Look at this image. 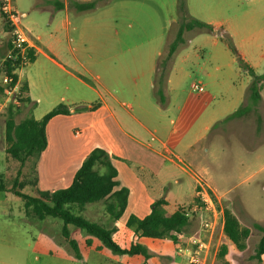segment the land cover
<instances>
[{"label": "rangeland", "instance_id": "obj_1", "mask_svg": "<svg viewBox=\"0 0 264 264\" xmlns=\"http://www.w3.org/2000/svg\"><path fill=\"white\" fill-rule=\"evenodd\" d=\"M54 1L58 0H14V6L18 13L26 15L22 18L24 27L60 45L63 56L71 63H65L64 57L59 59L55 53L52 56L68 70L81 74L117 110L128 109L129 114L150 129H158L159 140L166 142L174 155L184 159L192 173L201 177L219 209H229L242 227L251 229L247 248L238 252L225 236H220V221L209 264H224L217 256L225 243L230 246L231 264H262L253 257L262 236L254 224L264 226V87L263 98L250 113L224 122L248 104V87L253 79L247 71H241L237 57L228 49L220 32L194 30L185 33L184 43L171 60L166 77L171 76L172 82H156L157 89L149 91L150 68L166 58L179 29L178 0H98L93 10L70 13V28L77 29L70 37H66L65 12L56 11ZM186 5L189 15L200 21L223 26L228 31L235 27L237 40L242 41L248 52L258 59L264 55L262 0H186ZM9 41L10 28L0 15V55L8 49ZM233 41L237 46L234 38ZM73 56L80 63L79 68L73 66ZM49 70L53 86L55 82L64 85L71 81L52 65ZM192 84L202 85L205 91L194 93ZM63 97L77 102L72 109L79 110L82 106L79 96L61 92L42 100L35 109L30 110L29 106L24 109L23 105L18 109L16 121L20 122L24 116L41 119L53 104H64ZM83 98L97 100V95L89 92ZM116 100L125 103V109ZM140 106L147 116L140 114ZM5 117V114L0 116V156L6 147ZM18 170L19 164L11 161L3 173L9 187ZM33 174L28 165L20 180H31ZM168 176L162 175L157 182L163 184L161 192L166 196L174 191ZM153 181L147 176L148 185L154 186ZM189 183L186 179V200L192 195ZM26 188L24 193L36 195L34 186ZM0 202V264H81L70 262L63 252L56 256L38 252L35 243L40 238L39 228L57 241L55 229L33 215L27 217L23 200L11 192H0ZM90 205L105 207L103 203ZM199 227V222L192 220L185 234H194ZM159 245L152 242L151 248L158 251ZM55 247L60 251L58 244ZM149 251L152 258L158 255ZM170 257L171 264L181 263L174 248ZM166 258L164 263L171 261Z\"/></svg>", "mask_w": 264, "mask_h": 264}, {"label": "crops", "instance_id": "obj_2", "mask_svg": "<svg viewBox=\"0 0 264 264\" xmlns=\"http://www.w3.org/2000/svg\"><path fill=\"white\" fill-rule=\"evenodd\" d=\"M91 1L94 0H58L53 2V8L56 11L65 12L66 37H70L71 32L77 30L76 28H70V13L72 11L80 12L76 9L75 4ZM262 4L260 15H263L264 12V0H262ZM24 17L26 15H22V18ZM210 25L215 28V32L219 33L218 30L220 28H223L227 33L230 32L229 34L234 38L246 63L257 75L264 74V55L258 59L257 56H253L252 52H248L247 48L242 46V41L237 40L238 32L234 29L235 27L229 28L228 31L223 26ZM28 31L35 46V61L27 67V70H19L16 74L22 85H27L26 98L29 102L24 105V109L27 106H29L30 110L35 109L41 104L42 100L54 98L61 92L79 96V99L81 98L79 103L82 104L79 110L72 109V105L77 102H71L63 97V105L68 108L69 114L56 116L48 123L46 128L47 149L37 161L28 162L23 169L24 172L28 165H30V170L32 168L34 178L30 181L35 184L34 191L53 193L57 190L68 188L86 157L96 148L105 150L118 172V189L126 188L129 191L126 210L118 221L111 219L105 207L87 205L83 211H78V209L74 208V213L84 214L94 221H99L101 225L115 228L113 238L122 248L128 249L133 244L139 243L154 253L158 252L156 253L158 255L149 260H145L139 255L133 257L117 256L103 248L102 243L97 238L86 236L77 228L69 226L70 238L77 242L81 255L80 259H76L62 235L63 223L59 220L54 222L49 219L43 222L50 224L55 229L57 241L39 228L40 238L35 243L36 250L49 256H56L58 253L63 252L64 257L70 262L78 261L81 264H171L170 253L174 248L177 257L181 259L180 264H187L184 256L178 251L179 241L174 243L168 239L143 238L127 227L128 219L131 216L139 219L147 217L151 213L152 204L157 199L164 198L167 201L165 209L170 214L176 212L180 206H188L195 201L196 185L192 175L182 166V163L187 166L185 160L174 155L172 148L166 142L159 140L158 129H150L137 117L129 114L128 109L126 111L117 110L88 81L82 78L81 74L68 70L65 64L59 61V59L64 57L60 45L48 42L42 34H35L29 29ZM52 53H55L59 59L52 56ZM248 55L250 58L247 57ZM64 59L67 61L65 63H71L67 60L68 58L64 57ZM73 60L75 62L73 66L79 68L78 59L74 57ZM51 65L65 73L71 78V81L64 85L55 82V86H53V78L49 70ZM157 71L158 63L150 68V76L148 78L149 91L157 89L155 84ZM165 81L171 83V76L166 77ZM89 92L95 93L97 100H82L85 99L83 97ZM261 97L263 98L262 93ZM115 103L120 105L121 108L125 106V103H120L118 100ZM56 105H60L59 102L53 104L47 112L54 109ZM139 112L142 116H147V112L142 106L139 107ZM22 115L24 116V114ZM23 119H25V116ZM34 119L40 120L39 118ZM157 141H159L158 143L161 146L156 144ZM2 151L3 155L0 156V174L5 173L10 164L5 148ZM162 175H169V180H171L169 186L171 185L170 187L174 189L168 196L163 195L161 192L163 184L157 183ZM147 176L149 179L154 180V186L147 184ZM185 178L190 182V190H192L189 200H186L184 196ZM26 194L35 195L34 193ZM24 212L27 215L25 208ZM220 236H224L223 222L221 223ZM213 237L210 238L211 244L214 243ZM152 242L161 244L158 246V251L151 248ZM56 244L60 247V251L55 247ZM166 256L171 261L167 260ZM164 258H166L167 263H164Z\"/></svg>", "mask_w": 264, "mask_h": 264}, {"label": "trees", "instance_id": "obj_3", "mask_svg": "<svg viewBox=\"0 0 264 264\" xmlns=\"http://www.w3.org/2000/svg\"><path fill=\"white\" fill-rule=\"evenodd\" d=\"M98 0L87 3H76L78 11L84 12L96 8ZM178 24L179 29L175 40L170 44L166 58L158 64L156 73V82L160 84L166 79L167 71L170 69L171 60L184 43L186 32L194 30L215 32V28L203 21L191 17L188 13L186 0H178ZM225 41L228 49L237 57V61L242 70L247 71L253 79L248 87V104L232 115L227 117L224 122H228L250 113L261 101V92L264 87V74L257 75L255 71L246 63L232 36L224 31L223 28L218 30ZM9 47V43H8ZM32 62L35 61L34 53L31 54ZM16 68L8 65L7 73L13 74ZM17 79V75H13ZM24 91H27V85H23ZM3 93V87L0 85V95ZM29 102L26 98L24 105ZM5 114V153L8 161L17 162L19 170L17 176L13 179L9 187L5 180V174H0V192H11L20 197L24 202V208L28 216L33 215L39 221H61L63 223L62 235L66 239V244L73 256L80 259V251L76 241L70 238L69 226L80 230L84 235L97 238L103 248L111 251L117 256H142L145 260L152 258L149 249L139 243L133 244L130 248L125 249L118 245L113 235L115 228L104 226L84 218L80 214L74 213L73 209L83 211L87 205L103 203L106 212L113 221H118L123 216L128 205L129 191L126 188L118 189L117 181L118 172L113 166L109 154L100 148L94 149L84 160L80 169L77 171L72 184L65 189L51 192L37 191L36 195L24 193L27 186H35L30 180L21 181L24 167L30 161H37L42 153L48 147L46 128L50 120L59 115H68V108L60 104L44 115L40 120L32 117L25 118L20 122L16 121L19 114L18 109L13 107L6 110ZM260 127L258 128V131ZM32 171V168L31 170ZM167 201L164 198L157 199L151 206V213L139 219L131 216L128 219L127 227L143 238L151 239H168L177 243L176 234L187 232L191 225V220L186 216L188 206H180L176 212L170 214L165 207ZM223 233L234 249L242 252L247 248L246 241L251 236V229L242 227L238 218L229 210L223 209ZM254 227L258 229L262 236L255 250L254 259L264 264V226L255 223ZM229 244H223L218 254V260L224 261V264H231L228 259L230 253Z\"/></svg>", "mask_w": 264, "mask_h": 264}, {"label": "built area", "instance_id": "obj_4", "mask_svg": "<svg viewBox=\"0 0 264 264\" xmlns=\"http://www.w3.org/2000/svg\"><path fill=\"white\" fill-rule=\"evenodd\" d=\"M0 15L10 28V41L8 49L0 55L1 85L3 87L0 99V116L7 109H19L24 105L26 91L19 79L14 78L17 71L27 68L31 63V54L35 46L31 34L24 27L22 15L14 6V0H0ZM8 65L16 68L13 74H8ZM194 93H203L204 87L192 84ZM183 168L190 174L196 183V198L190 207L186 208V216L192 221L199 222V231L194 234H176L179 241V253L187 264H209L212 244L210 238L215 235L220 221L224 222L223 209L217 206L208 186L198 175L192 173L188 165L182 163Z\"/></svg>", "mask_w": 264, "mask_h": 264}]
</instances>
